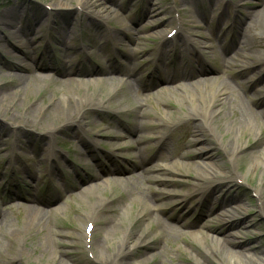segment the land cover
<instances>
[{"label": "rangeland", "instance_id": "374dc122", "mask_svg": "<svg viewBox=\"0 0 264 264\" xmlns=\"http://www.w3.org/2000/svg\"><path fill=\"white\" fill-rule=\"evenodd\" d=\"M54 1L57 0H0V11L13 6L17 8L10 13V16H7V22L18 24L20 27H25L29 24L35 25V28H40L41 26L42 35L44 37L41 41L39 50L40 58H36V55L33 54V59H38V62L42 64H50V58L53 60L54 57V59L57 60V64L61 61L59 64L61 68L74 71L76 69H90L93 66L98 67V64H96L98 61L107 63L105 62L106 53L111 55L116 53L115 55L123 62V66L120 68L121 71L113 72L111 76L116 77L124 83L130 81L135 86L132 92L129 93V97L121 101L109 97V95H107L108 91L111 92L112 89L106 90L107 87L105 85L94 86L96 84L94 82L91 89L82 86V91L80 92L83 94L82 98L90 101H99V99L107 98L110 102H107V107H94L86 110L83 116V123L75 122L67 125L62 130L61 134H59V142L55 141L48 144L51 153L64 156V159H61L58 163L59 166L63 168V173L59 178H56V180H52L48 174L51 162L40 163L37 156V153L43 149L42 145H47V139L42 138V135L36 134V130L31 128L33 124H29L28 122L25 123V121L22 122L26 117L24 106L25 103L28 102V97L20 93L14 98L6 99L4 106H0V211L8 214L7 226L4 227L3 234L0 233V264L10 262L15 257L21 259V262L18 263V261H14L12 264H54L53 259H56V255L58 259H62V255L59 251L68 252V255L63 256V258L67 257L70 262L69 264H100L90 252L89 243L91 238H85V240L70 238V236L76 233V230H71L69 227L73 225L75 228L77 227V229L81 227L91 229V224L89 226L87 222H83L85 213L89 210L92 211L94 202L102 200L104 197H109L111 194L118 196L120 192H123L122 186L115 185L111 188L109 187L106 189V192L102 194L103 197L96 195L91 198V203H88L87 197L81 195L80 189L84 190L91 188V183H87L79 189L73 188V184H79L82 178L89 177L91 174L96 173L98 171V162L95 159L97 158V160L101 162H106L105 156L113 151L114 145H127L131 147L121 153L118 152L122 159H125L127 162L123 164L122 159L119 160V163L125 167H128V162L139 156L137 151L138 137L136 134L129 132V128L131 127L130 125L134 124L133 120L142 118L143 114L141 111L139 112L138 109L135 110V113H131L129 110L130 104L135 105L143 102L142 108H146L150 114L148 117H145L147 122H159L158 117L165 118L169 121L168 125H166L169 129L166 128V130L169 131L171 142L173 140V145H171V150L168 153V155L171 156L173 153L177 155L178 152L186 153L187 151L194 150L193 147L188 148V145L194 142L192 131L196 128L192 121H188L179 126L171 125V121L174 120L176 116H182L184 112L188 111V108L184 102H181V99L179 100L177 98L178 95L175 93L170 94L169 90L178 89L179 84L182 83L190 86L192 92H197L196 87L193 86L196 80H208L216 76L219 80H225L234 86L237 97L232 98L234 100L233 103L239 101L248 110L253 108V104L248 100L250 97L249 94L253 95L256 92H264V79L261 80L255 89L253 88L249 91L248 88V86L251 85V75L259 70L256 59L257 55L264 53V0H93L97 1V4L101 3V5L95 8L97 11L100 9H110L114 11L111 13L110 19H100L101 26L99 30H96L93 24V12L91 13V24L89 19L84 17H87L88 14L86 11L78 14V12L70 10L66 11V14L63 13V16H59L58 18L54 15V9L51 7ZM70 4L77 8L76 0H71ZM239 4H241L240 7H238ZM147 6L159 8V10L162 11L160 17L158 16L157 19L156 16H146ZM25 7L26 9L23 11ZM226 7L227 15L222 17L221 13ZM249 11L258 12L257 29L253 32L256 33L258 37L256 36L254 41H250V45H248L245 50L242 49L243 44H240L236 50L230 49L231 52H226V49L231 48L230 42L232 36L236 35L238 28L240 27L244 30H246V28L249 29L251 25L250 18H245L246 12ZM74 17L77 18V22H74L76 29L73 34L67 36L65 42L61 43L50 38L51 33L56 35L60 31L56 22L59 20L69 21L74 19ZM82 17H84L83 21L81 19ZM161 17L164 19L171 18V24L161 23V20H159ZM173 19L184 20L185 30L182 31V35L180 34L174 37L172 41L177 42L179 45L184 43L182 41L184 39L195 41V45L190 44L192 47L187 48L196 47L201 53H204L207 60H205V65H208V68L211 70L215 69V73L201 74L195 77V79L182 81L179 84L174 83L167 86L162 84L163 82L159 79V76L163 73L160 71L156 72V66L164 68L165 62L169 63L173 60L174 64H172V67H181L192 71L194 68L191 67H195L198 62L196 54L190 52L192 50H175L172 52V47L170 46L168 48L171 53L168 57H165L163 61L157 56L163 36H166L167 32L176 26V22H174ZM191 20L197 21V27L194 28ZM154 22L157 26L154 28L149 27L155 24ZM121 25H125V27L128 26L132 32L142 30L139 36L143 38V40L138 39V43L135 42L136 45L134 41L128 40V35H125L121 44L114 42L110 33L118 30L122 27ZM218 26L221 27L223 34L217 38V36H214V32H212L213 34L210 36L209 32L213 31L212 29ZM231 26L232 29H230ZM7 29L4 30L3 33H8V31H10ZM3 33L0 32V45L5 48L4 50L10 49L9 45L3 41ZM208 34L210 40L202 38V36H207ZM248 38L252 39V34L250 37L248 36ZM16 40L17 37L12 36L11 42L14 43ZM98 40L101 42V45L95 46L93 41ZM172 41L170 43H172ZM210 45L214 48H210ZM138 46L145 49L142 54H138L137 56L130 54L129 59H124L122 57H126V54H123L120 50H128L129 48H137ZM118 47L121 49H118ZM71 48L73 49L72 52H70ZM84 50L85 53L82 52ZM119 53H121L122 56ZM91 55L98 56L94 58L95 62L91 60ZM2 60L4 63H8V60L0 58V61ZM29 61V58H24L23 60L20 58L17 60V63L29 64ZM230 63H232V66H230ZM236 63L246 65L244 68L245 71L239 65H236ZM130 68H137V70L141 71L143 86H139L137 80L133 77L127 79V73ZM167 71H169V74L176 75L172 69L168 68ZM6 73L15 76L19 72L8 69L3 71L2 74ZM69 76L75 81L85 79L82 75L73 73ZM45 77L58 78L55 72H49ZM153 80H155L154 85L147 86L149 84L152 85ZM127 83L124 84L125 87ZM60 84H43L39 91L38 89H34L30 92L29 101L39 99V101L42 102L41 100L43 98V101L45 100V103L48 104L50 101L49 99H56L57 96L67 99L68 93L64 91L63 86H60ZM7 85L11 86L13 84L7 83ZM200 86L201 91L205 92L206 85L202 83ZM147 88H149V90ZM164 88L166 89L164 90ZM70 89H72V87ZM254 90H256V92H254ZM179 91H177L178 94L183 93ZM92 92L101 93L91 97ZM162 92L165 93L162 95ZM259 97H261L260 94L256 96V98ZM159 99H163L165 102L168 100V102H166L167 105ZM195 99L197 102L200 100L198 97ZM5 104L10 105V107L6 108ZM262 108H264V106L260 109ZM139 109L141 110V108ZM168 113H171V116L170 114L168 116ZM152 116L155 118L153 119ZM54 117L58 120L61 115L57 112L54 114ZM232 118V116H228L227 121H231ZM123 119L127 121L122 125ZM40 120L41 118H38V121L32 120V122L35 123L34 125L40 126ZM260 120L264 124V118L262 117L259 121ZM256 122L257 121H252V124H249L251 128L248 127V131L250 130L252 133L259 132ZM162 126L163 125H161V127ZM201 126L206 130H210L207 125ZM89 128H91L92 133H88L87 136L85 135V138L89 136L92 139L96 137L95 133L101 134V137L97 136L100 138V142L97 144V150L99 151L98 156L92 159L90 156L80 157V154L84 153L85 150L75 136L76 133ZM125 128L127 129V133L124 130ZM25 130L32 131L31 134H27L29 139L25 136ZM116 130L125 134V137L121 140L105 137L106 135L114 134ZM157 132L158 129L144 130L145 135H150L152 137H154ZM216 133L215 136L218 142L221 143L224 142L226 138L230 137L227 135V137L223 138L219 133H217V135ZM206 137L207 139H211L208 134ZM19 140L22 141L21 146H19ZM240 142L246 145L247 152H245L244 158L238 162L237 166L231 161V157L221 147L211 145L210 151H212L214 155L211 165L214 169L223 175L227 174V171L232 169L231 166L235 164L234 166L236 168L234 172L241 179L237 178V180L223 183L217 181H212V183L210 180H203L201 183L196 175L198 173L205 174V168L200 167L194 160L182 159L181 155H177L175 158L171 157L168 160H156L150 167L154 164L173 165L176 161L184 162L185 166L181 169V173L177 175L178 181L163 188L154 183L151 184V182L142 178L139 181V185L142 191H146V193H150V190H148L150 186L153 190L161 191L164 189L165 191L171 192L170 200H165L164 202L171 200L175 201L172 209L174 215H180L187 221L196 223L195 228L190 231H203L206 233L207 231H205L206 229L204 226L217 225L216 222L219 218L218 215L214 213L218 212V214H223L224 212L221 210L225 208L226 205L239 203L243 208L242 211L246 213L249 219L248 227L245 230L241 229V226L238 225L233 229L227 228V230L239 232L235 240L246 244L247 250L245 254L256 255L258 253L260 256L264 257V215L260 212L259 201L254 192L255 187L260 186L261 184L259 183L264 179V139L263 137L255 139L254 137H249L246 133L245 137L240 138ZM24 143L26 147H23ZM151 147L152 148H150L143 157L156 153L157 147L153 148V145H151ZM16 156H19V158ZM20 156L23 159H20ZM43 157H46V154H42L41 158ZM256 160H259L261 165L257 169H254V167L250 168L251 164L255 163ZM114 161L120 166L116 160ZM74 162H79L81 168ZM72 164L74 167L71 166ZM75 169H78V172H75ZM30 170L33 171L35 176L30 177ZM108 178L114 179L113 177H104L100 182L106 181ZM26 182H32V184H34L33 189L27 188ZM210 182L212 183L211 185ZM199 183L203 185V190L198 191L194 198L189 197L184 200L186 194L193 193L195 188H197L196 185ZM221 192H225L224 198L226 196L228 198L226 204L223 205L222 200H220ZM32 194L43 199H48L54 203L52 207L46 208L47 210L51 209L57 211L56 220H54L56 222L55 225L52 224L51 229L61 230L66 234V236L63 237H57L61 243L54 244L52 241L51 250L46 249L44 246L43 235L45 232L42 233L39 232V230L27 231V233L18 232L26 216V209L32 204L27 201V198H32ZM217 196H219V200ZM136 197H138V195L134 194V198ZM206 198L208 200H214L212 202L207 200L206 202ZM182 201L187 204V206L191 207V211L181 212L179 204ZM126 205L127 204H123L122 200L117 204L119 213L126 217V222L127 220L134 221L137 215L138 205H136L135 208ZM114 222L117 228L110 230L113 240L110 242L108 248L106 249V247H104L102 250L97 249L94 251L95 255H104L102 257L107 260L110 254L109 251H113V249L120 244L121 232L127 224L124 222L122 223V220L117 217L114 219ZM140 223L141 221L137 225L134 224V229L145 230L148 227V219L143 221L141 227L139 226ZM252 223H255V226H250ZM177 227L185 234L184 237L178 236L179 233L176 232V234L172 235V238L156 239L154 242L152 241L153 244L151 246L154 249H152L151 253L143 256L142 253H140L142 250L134 252L135 258H129V263L194 264V262L191 261V254L197 255L198 257L201 255L202 258L207 259L203 247L192 241L190 236L191 233H188L186 229L179 225H177ZM209 235L210 238H212L213 234L209 233ZM102 236L101 231L97 230L94 239L100 240ZM155 236L156 233L152 235L153 238ZM214 237L215 239L219 238L222 240L221 237L216 235ZM208 240L210 241L209 238ZM209 241L206 245L204 243L206 249L215 251V248L210 245ZM65 243L67 244L65 245ZM222 246L224 248L219 251L220 253H216L212 259H207L206 264H228L229 258L231 257L228 256L227 250L230 248L229 245L226 246V244ZM236 249L240 248L236 247ZM163 250L164 252H162ZM152 253L158 255L155 258H151L152 255L150 256V254ZM189 257H191V260L188 259ZM246 264L253 263L248 261Z\"/></svg>", "mask_w": 264, "mask_h": 264}, {"label": "bare ground", "instance_id": "6f19581e", "mask_svg": "<svg viewBox=\"0 0 264 264\" xmlns=\"http://www.w3.org/2000/svg\"><path fill=\"white\" fill-rule=\"evenodd\" d=\"M70 2L71 0L54 1V3L51 4L52 9H54V15L59 18V16L62 17V14L66 11H76L78 12V14L86 11L88 12V14L87 17H84L89 19V22L91 24V13L93 12L94 17L92 21L94 26L96 27V30L100 29V19L104 18L105 20H108L111 18V13L114 12L110 9H100L97 11L95 8L98 7V5H101V3L97 4V1L93 0H76L77 8L73 7ZM240 5L241 4H239L238 7H240ZM16 9L17 8L13 6L0 11V32L3 33V31L7 28V30H10L8 31V33H3V41L9 45L10 49L4 50L5 48L0 45V58L8 60V63H4L3 60L0 61V106H4V102L6 99L14 98L20 93L25 94L28 97V102L25 103L24 106L26 117L22 120V122L25 121V123L28 122L29 124H33L31 125V128L36 130V134L42 135V138L47 139V145H42L43 149L37 153V156L40 160V163H52H50L51 167L49 168V176L52 179L56 180V178H59L63 173V168L59 166L58 163L61 159H64V156L51 153L48 144H51V142L55 141L59 142V134H61L62 130L67 125L75 122L83 123V116L86 110L94 107H107V102H110V100L107 98L101 100L99 99V101H90L82 98L83 94L80 93L82 91V86H85L87 89H91L94 82L96 83L94 86L105 85L107 87L106 90L112 89L111 92L108 91L107 95L114 98L115 100L121 101L124 98L129 97V93L132 92V89L135 85H133L131 82H128L127 86L125 87L124 82L118 80L116 77L111 76V73H113L114 71H121L120 68L123 66V62L120 61L117 55L110 56L107 60V63H101L99 61L96 62V64H98V67L85 70L82 73V76L85 77V79L81 81H75L69 76L70 73L67 70L55 68L54 64H42L38 62V59L40 58L39 50L41 47V41L44 37L42 35L41 26L40 28H35V25L29 24L25 27H20L18 24L7 22V16H10V13ZM24 9H26V7L23 8V11ZM146 10V16L148 17L156 16L157 18L158 16L160 17L162 13L159 8L157 9L149 6H147ZM226 11L227 7L221 13L222 17L227 15ZM257 13L258 12L255 11L246 12L245 18H250L251 25L249 26V29L246 28V30L241 29L240 27L238 28L236 35L232 36V40L230 42L231 48L226 49V52L236 50L240 44H243L242 49L245 50V48L250 45V41H254L255 37H258L256 33H253L257 29ZM84 17L81 18L82 21ZM159 20H161V23H165L168 25L172 22L171 18L164 19L161 17ZM75 21L77 22V18L74 17V19H71L69 21L59 20L58 22H56L60 31L56 35H53L51 33L50 38L61 43L65 42L67 36L73 34L74 30L76 29V25L74 26ZM174 22H176V27L169 30L167 32V36H163V40L160 44L161 47L157 53V56L160 57L163 61L165 57H168L170 55L171 51L192 50L190 52L196 53V56L199 57V59L192 72H188V70L186 71L182 68H179L177 70V77L171 76L164 72V75L159 76L162 82H165L166 85H170V83L179 84L182 81L195 79V77L200 76L201 74L215 73V69L211 70L208 68V65H205L206 56L202 55L201 57L199 52L197 53L193 51V49H196V47L187 48L192 46L190 44L195 45V41L184 39L182 40L184 43L179 45L177 42L172 41L171 39L172 43H170L171 41L170 39H168V34L172 32V30H176L173 37H176L180 34L182 35V31L185 30L184 20L178 19L174 20ZM191 23L193 24L194 28L197 27V21L191 20ZM121 26L122 27H120L118 30L112 31L110 33L112 40H114V42H116L117 44H121V42L124 40L123 38L125 35H128V40H132L134 41V43H138V39L143 40V38L139 36L142 30L132 32L130 31L131 29L128 26ZM155 26H157L156 23L150 25L149 27L154 28ZM230 29H232V26L230 27ZM212 30L213 31L209 32L210 36L213 34L212 32H214V36H217V38H219L223 34L221 27L219 26ZM209 34L207 36H202V38L210 40ZM251 34L252 39H249L248 36L250 37ZM12 36L17 37V40L14 43L11 42ZM93 43L95 46L101 45V42L99 40L93 41ZM140 46L132 49L129 48L128 50H120L123 54H126V57L122 56L121 53L119 54L124 59H129L130 54L137 56L138 54H142L145 51V49ZM169 46L172 47L171 51L168 48ZM209 47L214 48L212 45H210ZM119 49L121 48L119 47ZM72 50L73 49L71 48L70 52H72ZM82 52L85 53V50ZM33 54H35L36 58L38 59L34 60L32 57ZM20 58H22V60L24 58H29V64L17 63V60H19ZM256 59L259 70H257L256 73H253L250 77L251 85L248 86L249 91H251V89L253 88L255 89V87H257L261 80L264 79V53H260L259 55H257ZM165 63L162 71H165L166 68L169 67V63H166L167 66H165ZM236 65H239L243 69L246 67V65L244 64L236 63ZM230 66H232V63H230ZM8 69L17 71L19 73L15 76L10 73L2 74L3 71ZM130 70V72H133L131 73V76H134V78L138 82V85L143 86L141 80V71L137 70V68H132ZM50 71L57 72L58 78L54 79L45 77V74L49 73ZM75 72L81 75V70ZM7 83L13 85L8 86ZM202 83L206 85L205 92L201 91L200 84ZM43 84H60V86H63L64 91L68 93V98L65 99L64 97L57 96L56 99H49L50 101L48 102V104L45 103V100L43 101V98L41 100L42 102H40L39 99L29 101L30 92H32L34 89H38L39 91ZM193 86L196 87L197 92H192L190 86L184 85L182 83L179 84L178 89L169 90L170 94L175 93L176 95H178L177 98L179 100L181 99V102H184V104L188 108V111L184 112L182 116H176L175 119L171 121V125L179 126L188 121H192L196 128L194 131H192L194 142L193 144L188 145V148L193 147L194 150L187 151L186 153L178 152L177 155H181L182 159L184 158L194 160L200 167L205 168V174L198 173L196 175L198 179H200L201 183L203 182V180L223 183L237 180V178L241 179L234 172L236 168L234 165L236 164L237 166L238 162L244 158L245 152H247V147L245 144L240 142V138L245 137L247 133L249 137L251 136L255 139L263 137L264 139V124L261 122V120L259 121V119H261L262 117L264 118V108L260 109L262 106H264V92H256V90H254V92L256 93H254L253 95L249 94L250 97L248 100L253 104V108L248 110L239 101L233 103L234 100L232 98L237 97L234 86L225 80H219V78L216 76L213 77V79L211 78L202 81L196 80ZM71 87L72 89H70ZM165 89L166 88H164V90ZM179 90L183 93L178 94L177 91ZM100 93L101 92H92L91 97H94L95 94L98 95ZM164 93L165 92H162L161 94L163 95ZM258 94H260L261 97L256 98ZM196 97L200 99L199 102L196 101ZM159 100H161L164 104L168 102V100L166 102L163 99ZM142 103L129 105V110L131 113H135V110L138 109L139 112L141 111V113L143 114L142 118L134 119V124L130 125L131 127L129 128V132L136 134L138 137L137 151L139 153V156L134 160L128 162V168H125V166H122V164L119 163V160L122 159V157L118 154V152L121 153L122 151L127 150L131 147L127 145H114L113 151L109 152L107 155L105 154L106 162L105 164H103L104 167H99L96 173L91 174V176L89 177L82 178L79 184H73V188L79 189L82 188L83 185L91 183V188L84 190L80 189L81 195L87 197L88 203H91V198L96 195H100L101 197H103L102 194L106 192V189L109 187L111 188L115 185L122 186L123 192H120L118 196L111 194L109 197H104L102 200L94 202L92 211L89 210V213H85V218L83 220L84 223L87 222V225H93L92 230H88L87 228L82 227L77 229V227L75 228L73 225H70L71 227H69V229L74 231L76 230V233L70 236V238H80L84 240L85 238H91V241L89 243L90 252L93 254V256H95L96 261H98L100 264H132L129 263V260L131 258H135L134 252L142 250V252L140 253H142L143 256L151 253L152 249H154L151 246L154 240L167 239L168 237L172 238V235L176 234V232L179 233L178 236L184 237L185 234H183L182 230L178 229L177 227V225H179L180 227L186 229L188 233H191L190 236L192 238V241L203 247V250L205 252L204 254L207 259H212L216 253H220L219 251L224 248L222 245L226 244V246L229 245L230 248L227 250L228 256L231 257L229 258L228 264H246L248 261H251L253 264H264V257L260 256L258 253L256 255L245 254L247 250L246 244L240 243L235 240V238L238 237V231L233 232L232 230H227V228L233 229L238 225L241 226V229L245 230L248 227L249 219L247 218L246 213L242 211L243 208L239 203L226 205L225 208L221 210L222 212H224L223 214H218V212L214 213L217 214L219 218L216 222L217 225L204 226V228L206 229L205 231H207L205 233L203 231H190L195 228L196 223L193 221H187L180 215H174L172 209L175 201L171 200L168 202H164L165 200H170L171 192L165 191L164 189L161 191L153 190L150 188L151 186L148 189L150 190V193L142 191L139 185V181L142 178L144 180H147L148 182H151V184L154 183L155 185L166 188L167 185L178 181L177 175L181 173V169L185 166L184 162L176 161L173 165L154 164L152 167H150L154 162H156V160H168L171 157L175 158L177 155L175 153L171 154V156L168 155L169 151L171 150V145H173V140L171 142L169 131L166 130V128H168L166 127V125H168L169 121L165 118L158 117L159 122H147V120H145V117H148L150 114L146 108H142ZM165 105H167V103ZM5 107L9 108L10 105L5 104ZM139 108H141V110ZM57 112L61 115L58 120L54 117V114ZM169 114L171 116V113H168V116ZM228 116L233 117L229 122L227 121ZM152 117L153 119L155 118L154 116ZM38 118H41V123L38 122L39 124H41L40 126L34 125L35 123L32 122V120L38 121ZM125 121L127 120H122V125L123 123H125ZM252 121H257L256 123L259 131L258 133H252V131L250 130L248 131L247 128H251L249 124H252ZM161 125L163 126L161 127ZM201 125H207L208 129L210 130H206ZM146 129H158V132L154 137H152L150 135L144 134V130ZM124 130L127 133V129L125 128ZM216 132L219 133L223 138L227 137V135H229L230 137L226 138V140H224V142L222 143L218 142L215 136ZM31 133L32 131L25 130L26 137L28 136L27 134ZM88 133H92L91 128L76 133L75 136L78 138L85 150L84 153L80 154V157L90 156L92 159L99 152L97 150V144L100 142V138L97 136L101 137V134L95 133L96 137L92 139L89 136L85 138V135L87 136ZM207 134L211 139H207ZM105 137L121 140L125 137V134L116 130L114 134L106 135ZM27 138L29 139V137ZM21 145L22 141L19 140V146ZM151 145H153V148L157 147L156 153H153L150 156L146 155L145 157H143V155H145L148 150L152 148ZM211 145L218 146L224 149V151L231 157V161L235 163L231 166L232 169L227 171V174L222 175L211 166L214 156L213 152L210 151ZM24 146L26 147L25 143L23 144V147ZM42 154H46V157L41 158ZM16 157L19 158V156ZM20 159L23 158L20 156ZM114 160H116L120 164V166H114ZM122 161L123 164L127 163L125 159H122ZM74 163L79 168H81L79 162ZM260 165V161L256 160L255 163L251 164L250 168L254 167V169H257ZM71 166L74 167L73 164ZM77 170L78 169H75V172H78ZM29 175L30 177L35 176V174L31 170L29 172ZM104 177H113L114 179L108 178V180L100 182ZM211 182L210 185L213 183ZM201 183L196 185L197 188H195V191L193 193L186 194L184 200L189 197L194 198L197 195L198 191L203 190L204 187ZM259 184L261 185L255 187L254 192L256 193V198L259 201L260 212L262 215H264V179ZM26 186H28L27 188H33L32 182H26ZM134 194H137L138 197L134 198ZM225 194V192H221L220 194V200H222L223 202L222 205L226 204L228 199L227 196L224 198ZM217 198L219 200V196H217ZM121 200L123 201V204L129 205L131 208H135V206L138 205V211L136 213L137 215L135 216L134 221L127 220L126 222V217L122 216L121 213H119L117 204ZM207 200L208 199L206 198L205 201L207 202ZM213 200L214 199L208 201L212 202ZM27 201L31 202L32 204H30L26 209V216L22 221V226L19 228L18 232L27 233V231L29 232L32 230H39V232L42 233L45 232V234L43 235L44 246L46 247V249L51 250L52 241L54 242V244L61 243V241H59L57 237L66 236V234L61 230L51 229L52 224L55 225L56 221L54 220H56L57 211L51 209L47 210L46 208L52 207L54 203H52V201H49L48 199H43L38 196L27 198ZM179 205L181 207V212L191 211V207L187 206V204H185L183 201ZM116 217L120 218V220H122V223L124 222L127 224L121 232L120 244L117 245L113 249V251H109L110 254L108 256V261L107 259L102 257L104 255H95L94 251L97 249L102 250V248L104 247H106L107 249L110 245V242L113 240L110 230L117 228V225L114 222V219ZM147 219L148 227L145 230L140 229L143 221ZM7 221L8 214L0 211L1 234H3L4 227L7 226ZM140 221V230L134 229V224L137 225ZM250 226H255V223H252V225ZM97 230L101 231V234L103 235L102 237H100V240L94 239V235ZM154 233H156L157 237L155 236L153 238L152 235ZM209 233L213 234L212 238H210ZM215 235L221 237L222 240L219 238L215 239ZM208 238L210 239V241L208 240ZM208 241L210 242V245L215 248V251H209L208 249H206L205 245ZM66 244L67 243H65V245ZM236 247H239L240 249H236ZM162 252H164V250ZM59 253L62 255V259H58L56 255V259H53L54 264H69L70 262L67 257L63 258V256L68 255V252L59 251ZM157 255L158 254L155 253L150 254L151 258H155ZM191 257H189L188 259L194 262V264H206L207 262V259L202 258L201 255L198 257L197 255L195 256L191 254ZM14 261H18L19 263L21 262V259L15 257L10 262H6L5 264H12ZM137 264L143 263L140 262Z\"/></svg>", "mask_w": 264, "mask_h": 264}]
</instances>
